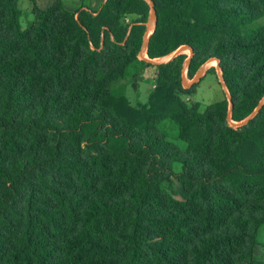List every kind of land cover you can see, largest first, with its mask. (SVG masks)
Returning a JSON list of instances; mask_svg holds the SVG:
<instances>
[{
	"label": "trees",
	"instance_id": "1",
	"mask_svg": "<svg viewBox=\"0 0 264 264\" xmlns=\"http://www.w3.org/2000/svg\"><path fill=\"white\" fill-rule=\"evenodd\" d=\"M21 1L0 0V264H264V104L232 126L264 100V0H152L148 59L188 46L191 80L218 60L231 112L184 99L186 54L140 60L148 0H56L27 29ZM142 63L133 106L117 86Z\"/></svg>",
	"mask_w": 264,
	"mask_h": 264
},
{
	"label": "rangeland",
	"instance_id": "2",
	"mask_svg": "<svg viewBox=\"0 0 264 264\" xmlns=\"http://www.w3.org/2000/svg\"><path fill=\"white\" fill-rule=\"evenodd\" d=\"M56 0H38L36 4H32L26 0H22L20 2V10H21V23L24 29H27L30 24L34 20V13L36 9H47L55 3ZM64 6L70 11H76L80 8L83 3L79 0H62ZM103 4L102 0H94L92 5L90 2L84 4V6H91V8L95 11L99 10ZM154 27L150 28V33H152ZM144 52L140 55V60L145 61L151 64H161L167 63L171 61L174 57L180 54H186L189 58L192 57L190 50L179 49L177 52L172 55L157 59L150 60L147 57H144ZM147 63L140 64L136 69L131 70L126 80L122 81L118 86V90H120L130 101L133 106H137L138 104H146L148 102L150 94L153 92L156 86V70L154 66H149ZM219 63L216 60L208 61L201 69V75L196 84H198L196 93L194 95L186 96L184 99L189 103H201L202 107L205 108L214 104L217 101L224 100L228 98L229 92L224 85L221 75L218 71ZM211 68L216 69V74L208 73ZM199 71V72H200ZM198 72V73H199ZM197 73V75H198ZM196 75V76H197ZM194 83V79L191 80L188 78L187 69L184 73V84L187 87H191L188 85H192ZM233 127H239L237 124H233ZM160 128L166 131L168 140L173 143L179 150L182 152L187 151V145L181 141L178 137V128L177 126L169 121H165L160 124ZM175 171L178 173L181 171L179 165H175ZM173 188L175 190V194L177 199L185 200L186 193L184 189L181 187L179 182L175 180L173 182ZM260 246L256 248L255 255L257 258L264 261V229L260 231Z\"/></svg>",
	"mask_w": 264,
	"mask_h": 264
},
{
	"label": "water",
	"instance_id": "3",
	"mask_svg": "<svg viewBox=\"0 0 264 264\" xmlns=\"http://www.w3.org/2000/svg\"><path fill=\"white\" fill-rule=\"evenodd\" d=\"M149 2H150V5H151V7H152V10H151V15H150V19H149V22H148V31H147V33H146V35H145V41H144V50L146 51V53H147V49H148V45H149V41H150V37L152 36V34L154 33V30H155V26H156V23H157V14H156V10H155V4H154V2L152 1V0H148ZM154 27V30H153V32L152 33H150V28L151 27ZM182 50H185V49H189L190 50V52H191V55L193 56V51H192V49L190 48V47H188V46H186V47H183V48H181ZM192 58V57H191ZM191 58L189 59V60H187V62H186V69H188V66H189V64H190V61H191ZM216 61H218V60H216ZM218 63H219V61H218ZM201 69H203V67L201 68ZM218 71H219V74L221 75V77H222V80H223V73H222V70H221V68L220 67H218ZM200 75H201V71L198 73V75L195 77V79H194V83L192 84V85H194V84H196L197 83V81L199 80V78H200ZM223 82H224V80H223ZM192 85H188V86H192ZM224 85H225V83H224ZM225 87H226V85H225ZM227 88V87H226ZM228 100L230 101V112H231V110H232V107H233V104L231 103V97H230V95H228ZM263 104H264V100L262 101V103L259 105V107L256 109V111L249 117V118H247L246 120H244L243 122H240L239 124H237L239 127L240 126H244V125H246L252 118H254L255 116H256V114L259 112V110L261 109V107L263 106Z\"/></svg>",
	"mask_w": 264,
	"mask_h": 264
},
{
	"label": "bare ground",
	"instance_id": "4",
	"mask_svg": "<svg viewBox=\"0 0 264 264\" xmlns=\"http://www.w3.org/2000/svg\"><path fill=\"white\" fill-rule=\"evenodd\" d=\"M152 31H153V30H152ZM187 50H188V49H187ZM144 57H147V58H148L146 51L144 52ZM156 61H157V60H156Z\"/></svg>",
	"mask_w": 264,
	"mask_h": 264
},
{
	"label": "crops",
	"instance_id": "5",
	"mask_svg": "<svg viewBox=\"0 0 264 264\" xmlns=\"http://www.w3.org/2000/svg\"><path fill=\"white\" fill-rule=\"evenodd\" d=\"M93 1H94V0H93ZM93 1H89V2L91 3V5H92V2H93ZM62 2H63V1H62ZM63 4H64V3H63ZM89 7L91 8V6H89ZM153 30H154V29H153Z\"/></svg>",
	"mask_w": 264,
	"mask_h": 264
}]
</instances>
